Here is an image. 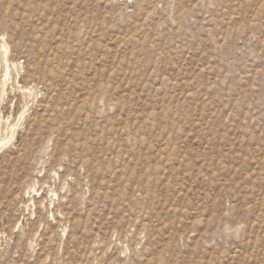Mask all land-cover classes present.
<instances>
[{"label":"rangeland","instance_id":"obj_1","mask_svg":"<svg viewBox=\"0 0 264 264\" xmlns=\"http://www.w3.org/2000/svg\"><path fill=\"white\" fill-rule=\"evenodd\" d=\"M0 264H264V0H0Z\"/></svg>","mask_w":264,"mask_h":264},{"label":"bare ground","instance_id":"obj_2","mask_svg":"<svg viewBox=\"0 0 264 264\" xmlns=\"http://www.w3.org/2000/svg\"><path fill=\"white\" fill-rule=\"evenodd\" d=\"M65 150V149H64ZM62 153L64 154V151H62ZM57 161V160H56ZM58 163H60V159L58 160ZM58 173V172H57ZM55 174V173H54ZM60 178V176H57V178ZM46 184V183H45ZM63 184V183H62Z\"/></svg>","mask_w":264,"mask_h":264}]
</instances>
